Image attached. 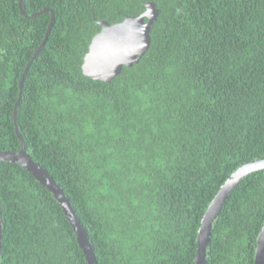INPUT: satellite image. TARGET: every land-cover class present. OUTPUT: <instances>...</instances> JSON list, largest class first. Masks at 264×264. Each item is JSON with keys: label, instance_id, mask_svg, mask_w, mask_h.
Masks as SVG:
<instances>
[{"label": "trees", "instance_id": "obj_1", "mask_svg": "<svg viewBox=\"0 0 264 264\" xmlns=\"http://www.w3.org/2000/svg\"><path fill=\"white\" fill-rule=\"evenodd\" d=\"M154 1L138 63L83 74L96 22ZM0 0V149L48 170L87 229L98 264H194L201 217L226 177L264 157V0ZM34 13V14H33ZM0 264H88L53 194L0 161ZM264 169L217 215L206 264H254Z\"/></svg>", "mask_w": 264, "mask_h": 264}, {"label": "water", "instance_id": "obj_2", "mask_svg": "<svg viewBox=\"0 0 264 264\" xmlns=\"http://www.w3.org/2000/svg\"><path fill=\"white\" fill-rule=\"evenodd\" d=\"M143 5L144 11L140 14L126 15L122 20L114 23H109L105 19L96 20L101 27L100 30L92 36L88 45V50L84 55L83 63L81 65L84 75L95 80L109 82L116 75L121 73L124 66L130 67L134 63L139 62L140 58L146 53L150 46L151 27L159 15V9L154 1L143 2ZM18 7L22 14L28 16L23 10L22 0H18ZM50 11L51 18L47 25L44 38L26 64L19 81V93L14 104L13 121L16 135L20 140V148L17 151L0 149V161L19 164L53 194L73 229L77 243L85 256L87 263L98 264L87 229L76 214L75 209L71 205L70 199L48 170L27 154L22 135L20 134L16 123V106L21 98L24 75L31 61L35 58L40 48L45 44L54 20V14L51 9ZM260 169H264V157L256 158L239 165L220 185L200 220L195 240L196 249L194 254V264H206V251L210 243L213 223L229 194L244 177ZM1 248L2 218L0 211V256ZM254 264H264V223L256 237Z\"/></svg>", "mask_w": 264, "mask_h": 264}]
</instances>
